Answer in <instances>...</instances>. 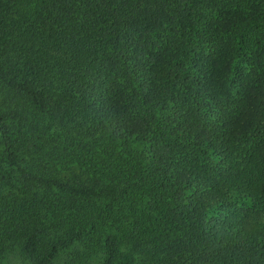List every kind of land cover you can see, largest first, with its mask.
<instances>
[{"label":"trees","instance_id":"trees-1","mask_svg":"<svg viewBox=\"0 0 264 264\" xmlns=\"http://www.w3.org/2000/svg\"><path fill=\"white\" fill-rule=\"evenodd\" d=\"M94 245L264 264V0H0V264Z\"/></svg>","mask_w":264,"mask_h":264},{"label":"rangeland","instance_id":"rangeland-1","mask_svg":"<svg viewBox=\"0 0 264 264\" xmlns=\"http://www.w3.org/2000/svg\"><path fill=\"white\" fill-rule=\"evenodd\" d=\"M95 252L87 251L84 253L85 257L82 258L84 264H95L98 254L97 246L94 245ZM94 251V250H93ZM76 255L63 253L55 257L49 264H76ZM4 264H29L25 256L18 251L15 246L7 248V251L4 255Z\"/></svg>","mask_w":264,"mask_h":264}]
</instances>
